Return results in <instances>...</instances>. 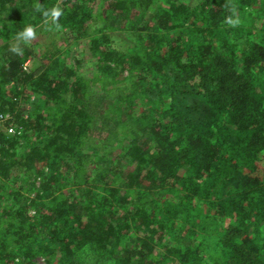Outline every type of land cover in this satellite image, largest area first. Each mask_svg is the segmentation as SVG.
<instances>
[{
  "label": "trees",
  "instance_id": "16d2710c",
  "mask_svg": "<svg viewBox=\"0 0 264 264\" xmlns=\"http://www.w3.org/2000/svg\"><path fill=\"white\" fill-rule=\"evenodd\" d=\"M107 17L128 44L92 36L99 95L64 58L36 71L5 50L44 20ZM0 50V85L45 99L18 121L36 142L0 134V264H264V0H0Z\"/></svg>",
  "mask_w": 264,
  "mask_h": 264
},
{
  "label": "rangeland",
  "instance_id": "374dc122",
  "mask_svg": "<svg viewBox=\"0 0 264 264\" xmlns=\"http://www.w3.org/2000/svg\"><path fill=\"white\" fill-rule=\"evenodd\" d=\"M178 1L189 5L194 4L197 0H177V3H179ZM255 7V2L251 6L245 7V10L249 11L247 14L245 13V16L250 14V12L253 11ZM245 16L239 15L237 19H243L242 17ZM146 17H148V15H146ZM258 18L260 17H256L254 22ZM107 19H96L95 22L90 23L89 28L86 29L83 33H78L73 30L70 31L68 28L63 30L58 27H52L49 21L44 20L37 26L31 28L35 33L34 37H28L24 35V32L20 36L12 38L9 42V46L5 50L8 51V54H11L15 50L19 51L21 54L27 52L28 59H26L23 64L27 67L31 66L36 71L42 70L44 66L49 63V59L53 56L64 58L65 61L68 62L69 66L72 67V69H75V72L84 76H93L94 79H91V85L94 86L92 87L94 89V92L99 95L101 94V92H103L101 90L103 81L98 79L99 77H97L95 74L97 69L95 65L97 56L92 53L90 42L92 36H97L101 39V33L109 32L110 34H112L114 40L112 41V43L109 42V44L118 45L120 50L127 48L128 44L126 33L122 31L114 32L115 30H110V28L107 26V24H109L110 22V17H107ZM123 19L124 18L121 19L118 17L117 19H113L112 27H115L116 25L122 26L125 23L124 21H122ZM144 19L146 18H143L142 20ZM2 53L3 50H0V55ZM76 60H78L77 63ZM0 86V103L2 102V98H6V100L8 101L12 99L15 100V102L12 104L13 109L11 110L17 113L19 120H22V118H29L30 120L37 112L40 111V109H43L45 107V99L43 93L30 88L27 84L19 82L16 86H13L12 82H6L1 84ZM36 134L37 133L32 130L30 126L25 124L22 131L18 133V146L20 144H23L26 139H28L31 144L32 142H36L39 139ZM105 135L106 132H104L102 135H98V138L96 139H92L93 136L91 135L90 138H87L86 143L84 142L82 143L83 145L81 144L82 149L88 152L90 150V147L101 148L103 142H107V140L105 139ZM114 150L115 149H113V151ZM118 161V166H123V169L127 167L131 168V163L125 164L126 161L124 158H118ZM19 178L20 177H17L12 181L7 182V185L10 186L8 190H11L13 187L19 186L21 180ZM25 180L26 182L22 183L25 188L29 186L30 182L33 181L34 189L26 191L23 188L21 190V192L26 195L25 202L27 201V203L30 204L27 214L32 215L34 213L35 203L32 202L31 199L34 196L35 188L39 186L40 179L39 177H37V175L35 176L31 173V176L25 178ZM143 185H145V183ZM6 202L12 205L14 203V200L10 198ZM39 261L42 264H48L41 258H39Z\"/></svg>",
  "mask_w": 264,
  "mask_h": 264
},
{
  "label": "built area",
  "instance_id": "2783aa9c",
  "mask_svg": "<svg viewBox=\"0 0 264 264\" xmlns=\"http://www.w3.org/2000/svg\"><path fill=\"white\" fill-rule=\"evenodd\" d=\"M19 119L11 109H0V134L13 135L22 131L23 127ZM4 143L0 140V154Z\"/></svg>",
  "mask_w": 264,
  "mask_h": 264
},
{
  "label": "clouds",
  "instance_id": "9594fccd",
  "mask_svg": "<svg viewBox=\"0 0 264 264\" xmlns=\"http://www.w3.org/2000/svg\"><path fill=\"white\" fill-rule=\"evenodd\" d=\"M54 15H55V16H59V15H60L59 11L56 10V11L54 12ZM24 35H26V36H28V37H34L35 33L33 32V30H32L31 28H28V29H26Z\"/></svg>",
  "mask_w": 264,
  "mask_h": 264
}]
</instances>
